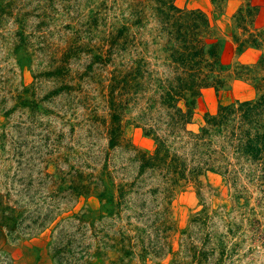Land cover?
<instances>
[{"label":"rangeland","instance_id":"obj_1","mask_svg":"<svg viewBox=\"0 0 264 264\" xmlns=\"http://www.w3.org/2000/svg\"><path fill=\"white\" fill-rule=\"evenodd\" d=\"M172 2L203 11L225 65L194 97L196 132L264 92V0ZM167 31L153 0H0V264H264L258 163L192 170L206 146L148 106L174 73ZM137 64L142 92H120ZM154 134L179 172L140 169Z\"/></svg>","mask_w":264,"mask_h":264},{"label":"trees","instance_id":"obj_2","mask_svg":"<svg viewBox=\"0 0 264 264\" xmlns=\"http://www.w3.org/2000/svg\"><path fill=\"white\" fill-rule=\"evenodd\" d=\"M153 1L157 12L164 17V25L173 42L172 45H167V48L170 50L168 55L174 73L165 78V88L159 99H149L148 106L160 104L164 107L166 117L163 121L168 134L181 129L188 132L187 141L206 146L205 157L199 160L192 170L216 168L215 160L224 161L232 155L233 159L226 161L231 169L225 167L224 172L234 170L235 163L239 161L241 164L244 160L255 162L259 165V177L264 184V92L252 98L221 103L214 113L205 115V123L198 131L188 130L187 123L193 114L195 95L202 86L209 84L210 74L225 65L218 58L217 41L207 40V31L204 29L209 21L203 11L198 8L177 7L173 0ZM251 7L246 8L248 15L253 13ZM177 12L185 15H176ZM200 27L203 33H200ZM245 40L241 39V47L246 46ZM262 59L259 58L260 61ZM141 75L139 64L127 70L119 78L120 92L129 94L131 91L135 95L140 94L143 84L139 79ZM221 81L222 78L217 76L213 82L220 84ZM148 132H153V128L149 127ZM168 134H154L157 145L151 153H142L140 169L148 166L164 167L166 171L179 172L180 168H176L174 160H168L164 141ZM173 163L175 165H172Z\"/></svg>","mask_w":264,"mask_h":264}]
</instances>
